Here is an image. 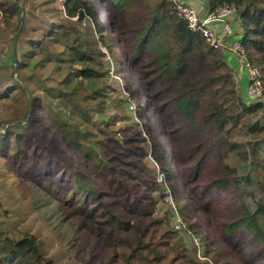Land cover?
Listing matches in <instances>:
<instances>
[{
	"label": "trees",
	"instance_id": "16d2710c",
	"mask_svg": "<svg viewBox=\"0 0 264 264\" xmlns=\"http://www.w3.org/2000/svg\"><path fill=\"white\" fill-rule=\"evenodd\" d=\"M26 1L24 0V5L17 0H0L3 24L11 28L14 26L13 22H16L10 41L14 48L9 58L12 71L19 73L29 70L34 74L37 67L44 70L45 64L53 58L69 66L81 65L80 75L87 81L85 89H77L75 85L54 88L55 101L46 99V102L40 101L36 107L33 105L31 119H39V115L43 111L49 112L54 103L66 102L69 110L77 112L79 105L76 98L79 92L87 91V96L91 98L95 95L100 98L104 92L95 87L94 75H98L100 71L94 66L92 51L80 39L76 24L86 22L94 30H106L108 23L104 25L101 22L102 15L97 13L93 1L64 0V16L56 20L41 17L39 27L29 31ZM127 1L126 6L123 0H112L115 9L121 12V28L111 30H116L115 40L120 41L118 51L124 60L116 63L117 55L108 35L102 39V44L117 64L116 71L124 69L123 64H129L137 73L138 79H134L133 83L140 86V89L135 90L138 96L144 92L146 96L143 97L152 99L150 89L154 81H157L164 92L155 101L151 100V112H145L144 103L138 101V107L157 124V128L152 125L153 128L148 129V134L151 129L154 130L156 139L153 143H148L150 153L144 156L150 157L158 169L163 196L170 194L175 203L184 198H192L191 202L204 216L200 226L190 224L187 231L192 233L194 229L197 233L203 230L206 234L203 253L207 258L206 262L219 264L224 257L236 260V253L229 249L227 242V238L232 240L230 236L235 231L243 233L248 238L249 250L255 251L264 260V178L258 184L259 197L255 198L246 189L251 185L249 176L238 179L235 175L237 169L225 163L227 154L237 147L228 137L236 130L253 137L248 145L249 151L241 154L243 160H248L251 155L255 164L261 165L259 151L264 147V125L257 119V114L264 109L263 101L248 103L244 99L238 87L235 69L226 60V56L207 44L200 33L188 28L177 14L176 2L158 0L152 6L143 8L135 0ZM107 2L108 0L100 2L102 11L108 12ZM223 5L234 6L239 11L236 23L242 28L241 42L245 59L251 67L258 70L264 89V0H206L209 11ZM21 9L25 15L22 21ZM130 20L133 36L127 38L124 36V29ZM57 48L61 49V53L56 51ZM145 55L148 63H144ZM59 66L56 65L57 68ZM146 69L152 78L149 87L142 84L144 78H147L142 71ZM19 81L23 84L26 79L19 78ZM22 84L15 83V89L21 95H26L27 87ZM45 95H32L27 101L30 103L29 101L39 98L44 100ZM165 97L170 99L171 106L177 113L180 112L178 114L184 120L191 121L202 133L200 147L186 143L176 133L172 117L167 116L165 108L160 107ZM98 102H102V99ZM146 102L145 99V104ZM61 111V108L52 110L48 115L49 122L68 138L70 145L80 154L82 169L72 166L67 171L58 170L62 158L56 160L57 155H50L48 149L45 150L46 153H41L46 155L49 162V165L46 164L47 169L59 171V176L68 180L67 185L59 184L62 188L56 198L65 219L72 221L74 227L82 232H79L80 236L76 239L80 242L76 246L80 250L78 255L85 253L88 261L97 264H156L157 260L163 258L169 260L166 264H188L189 253L176 243H171L175 230L169 227L168 222L155 216V202L151 197H136L130 210L125 206L121 192L123 188H130L120 173L123 169L118 168L125 163L119 159L104 162L98 156L90 160L83 147L71 141L70 135L74 131L68 128L71 123L65 117L66 108L62 113ZM17 125L8 126L5 134L0 135V146L10 166L27 177L29 175L24 168H28L33 161H17L20 159L17 158L15 149H24L22 140H25L22 133L25 130ZM157 129L162 132V137L158 138ZM80 132L76 127L75 134ZM257 135L260 137L256 138ZM46 144L39 145L42 147ZM168 150L169 156L166 155ZM24 152L27 154V151ZM169 157H174L175 164H172ZM24 158L26 157L23 156L22 159ZM184 164L187 165L188 173H184ZM191 170L193 174L190 173ZM123 171L130 175L129 170ZM40 177L44 181L42 187L49 184L46 182L49 178ZM64 189L66 190L63 191ZM188 217L187 213H183L181 221L185 222ZM97 240L99 244L91 246V242ZM26 245H29L28 241L0 253V264L40 262L36 257L34 260L27 257ZM193 245L196 249V245ZM159 247H167L163 250L168 251L157 255ZM197 255L199 256L198 251ZM195 256V264H200Z\"/></svg>",
	"mask_w": 264,
	"mask_h": 264
},
{
	"label": "rangeland",
	"instance_id": "374dc122",
	"mask_svg": "<svg viewBox=\"0 0 264 264\" xmlns=\"http://www.w3.org/2000/svg\"><path fill=\"white\" fill-rule=\"evenodd\" d=\"M91 1L95 3L98 11L96 12L102 15L101 22L104 25L108 23L107 29L94 30L92 26H87L86 22L77 23L76 29L80 39L92 51L94 66L96 70L100 71L98 75H94L95 87L104 94L100 98H98V95L91 98L87 96V91L86 93H84L85 91L79 92L76 99L80 109L78 108L77 112L69 110V104L66 102L65 104L54 103L49 112L43 111L39 115V119H31L30 111H33V105L36 107L40 101L46 102V99L55 101L56 91L53 90L54 88H65L72 85H75L77 89L86 88L87 81L83 80L80 75L82 66L79 64L69 66L67 63H60L52 58L50 62L45 64L44 70L37 67L34 74L29 70L19 71V73L12 71L9 66V58L13 54V46L10 41L16 22H13L14 26L8 28L3 24L0 17V132H2L0 135H4L8 129L6 127L7 123L11 121L18 122L17 126L25 130L22 132L25 135V140H22L24 149L14 148L17 158L20 159L17 161L19 163L23 160L26 163L33 161L28 168H24L26 174L29 175L26 177L24 173L20 174L10 166V163L4 158L6 156L2 154L3 148L0 146V253L10 250L11 247L16 248L21 242L28 241L29 245H26L27 250H25V253L29 259L34 260L35 257L36 260L39 259L40 262L37 264H45V262L47 264H97L88 261V256L85 253L78 255L80 250L76 246L80 242L76 239L80 236L79 232H82L74 227L72 221L65 219L59 207L61 206L60 202L56 198L57 193L61 192L59 190L62 188L59 184H66L68 180H63L58 174L59 171L48 170L46 166V164L49 165L47 157L41 153H46L45 150L48 149L51 152L50 155H57L56 160L61 157L62 162L58 165V170L67 171L72 166L82 169L83 164L80 161V154L70 145L68 138L58 132L48 119V115L52 110L61 108L60 113H62L66 108L65 117L71 123L68 128L74 131L70 135V139L73 143L83 147L85 155L90 160L95 156H98L104 162L109 159L115 161L119 159L125 164L120 165L118 168L130 171L129 176L123 170L120 171L130 188H123L121 192L127 209L132 208L136 197H151L155 202V216L159 220L162 219L164 222H168L169 227L175 230L173 231L171 243H176L185 252L189 253L188 264H195L194 256L197 255V251L199 253L197 257L200 260L195 257L200 264H213L206 262L207 258L203 256L206 238L204 231L199 230L197 233L194 229H192V233L187 231L190 224L200 226L204 216L197 211L191 202L192 198L191 200L190 198H184L181 202L175 203L170 194L163 196L158 169L150 157L145 158L144 156L150 153L148 143H153V140L156 139L154 130L151 129L148 134V129L153 128L152 125L157 128V124L153 123L150 117L144 114L143 109L138 107V101L144 103L145 112L146 110L151 112V100L155 101V98L161 97L164 92L157 81H154L150 89L152 99L143 97L146 96L144 92L139 93L138 96L135 90L140 89V86L137 85L138 83H133L134 79H138L137 73L133 71L129 64H123L124 69L115 70L117 64L123 61L124 58L120 56L118 51L120 41L115 40L116 30L111 29L121 28V12L115 9L112 0L107 2L108 12L102 11L100 8L99 5L102 0ZM124 1L127 6L128 1ZM135 1L145 8V6H152L158 0ZM197 1L184 0V4L193 5ZM17 2L25 5L24 0H17ZM62 7L63 0H27V29L30 31L38 28L41 17L56 20L58 17L64 16ZM131 24L130 20L124 29V36L127 38L133 36ZM239 28L242 31L240 26ZM107 35L112 39V46L115 55H117V64L114 63L109 51L102 44V39L106 38ZM60 50V48L56 49L61 53ZM233 58L237 59V62L234 60V65H231L233 68L237 70V67H244L243 62L238 57L233 56ZM143 59L144 63H148L146 55ZM56 65L60 66L57 68ZM236 70L235 73L238 76ZM249 70L253 69L251 67L247 69L246 78L250 74ZM252 72L257 74L258 70L254 69ZM142 73L144 76L146 73L147 77L144 78L142 84L149 87L148 84L152 78L148 69L142 71ZM19 78L26 79L23 82L27 87L26 95H21L20 91L15 89V83L22 84ZM64 79H67V82L63 83ZM47 89H50V91ZM131 91L133 95H131ZM42 94H46L44 100L39 98L28 103L27 100L30 96L40 97ZM167 98H163L164 102L162 101L160 107L165 108L167 116L172 117L176 133L184 138L186 143H192L194 147H200L201 139H203L202 133L191 121L184 120L178 114L180 112L177 113L171 106L170 99ZM99 99H102V102L99 103ZM145 99L147 100L146 104ZM257 115V119L264 125V109L258 112ZM24 123H27L26 126H23ZM76 127L81 131L80 134H75ZM157 131L158 138L162 137V132L159 129ZM150 133L152 134L150 135ZM75 135H78V137L76 138ZM228 137L232 143L237 144V147L227 154L225 163L237 169L235 175L238 179L249 176L251 185L246 189L252 192L253 197L258 198L260 194L258 184L264 178V147L259 151L261 165H257L251 155L246 161L243 160L241 155L244 151H249L248 145L253 140L250 134L233 130ZM259 137L260 135L256 136V138ZM40 143L47 144L40 147ZM24 151H27V154ZM11 154L14 155L13 152ZM166 155L169 156V150ZM23 156L26 158L22 159ZM173 158L169 157L172 164H175ZM185 166L186 168H183L184 173H188L187 165ZM17 168L20 169L19 166ZM190 173L193 174V171L191 170ZM40 176L49 178V181H46L49 184L42 187L44 181ZM250 200H248L249 203ZM183 213L189 215L188 220L182 221L185 227L178 225L177 222L178 219L182 220ZM230 238L233 241L227 238V242L229 249L236 253V260L224 257L219 264H264V260L255 251L249 250L248 238L243 233L235 231L231 233ZM94 244H99V240L91 242V246ZM193 244L196 245V249ZM164 248L167 247H159L160 250L157 255L168 251L163 250ZM194 250L196 253H194ZM147 255L150 256V253H147ZM166 263H169L167 258L156 261V264Z\"/></svg>",
	"mask_w": 264,
	"mask_h": 264
},
{
	"label": "built area",
	"instance_id": "2783aa9c",
	"mask_svg": "<svg viewBox=\"0 0 264 264\" xmlns=\"http://www.w3.org/2000/svg\"><path fill=\"white\" fill-rule=\"evenodd\" d=\"M176 2L177 14L183 21L186 22L188 28L192 32L200 33L207 44L211 47L221 51L224 56L229 54L238 57L243 64L244 71L246 72L251 67L244 55V48L241 42L242 31L235 30L233 22L238 20V10L231 5H223L214 11H199L190 4H184L179 0H168ZM64 2V0H63ZM237 62V59L234 58ZM253 70L255 68L251 67ZM249 70L248 78L243 92L244 98L248 103L263 101V83L259 73L254 74ZM240 87V82H238ZM244 85V84H243ZM242 88V87H241ZM244 88V86H243ZM240 90V89H239ZM178 225H183L180 219L177 220Z\"/></svg>",
	"mask_w": 264,
	"mask_h": 264
},
{
	"label": "crops",
	"instance_id": "0c3cea01",
	"mask_svg": "<svg viewBox=\"0 0 264 264\" xmlns=\"http://www.w3.org/2000/svg\"><path fill=\"white\" fill-rule=\"evenodd\" d=\"M191 1V0H190ZM192 5V4H191ZM192 6H195L196 8H197V10H199V11H202V12H204V11H208V8H207V6H206V0H198L196 3H193V5ZM194 7V8H195ZM195 8V9H196ZM233 26H234V28H235V30H237V31H239V30H241L240 28H239V23H236V21L235 22H233ZM226 60L232 65H234V58H233V56H231V55H229V54H226ZM236 64V63H235ZM237 65V64H236ZM235 69V68H234ZM236 70V69H235ZM237 72H238V76H236L237 77V81L238 82H240V84H241V87L242 88H240V92H241V94H242V92H244V89H245V84H246V81H247V78H246V72L243 70V69H241V67H237V70H236ZM244 84V85H243ZM243 86H244V88H243ZM243 95V94H242ZM243 97H244V95H243ZM245 99V98H244Z\"/></svg>",
	"mask_w": 264,
	"mask_h": 264
},
{
	"label": "water",
	"instance_id": "95a60500",
	"mask_svg": "<svg viewBox=\"0 0 264 264\" xmlns=\"http://www.w3.org/2000/svg\"><path fill=\"white\" fill-rule=\"evenodd\" d=\"M21 21L23 20V17H24V13H23V10L21 9ZM13 52H14V48H13ZM28 118V116L26 117V119ZM18 124V122H16V121H12V122H9V123H7V125H6V127H8V126H11V125H17ZM26 124L27 123H24V125L23 126H26ZM2 132H0V134H1Z\"/></svg>",
	"mask_w": 264,
	"mask_h": 264
}]
</instances>
